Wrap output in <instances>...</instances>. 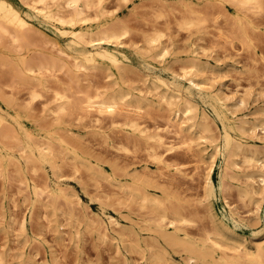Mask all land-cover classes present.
<instances>
[{"label":"bare ground","instance_id":"bare-ground-1","mask_svg":"<svg viewBox=\"0 0 264 264\" xmlns=\"http://www.w3.org/2000/svg\"><path fill=\"white\" fill-rule=\"evenodd\" d=\"M124 1H122V2H124ZM178 1H179V3H178L179 8H178V6H175V8H178V11H177V9H176V11L173 9H172L173 11H171V12H173V14H174V11H175V14H176V12H178V15L176 14L177 16L174 15L175 16L174 18L177 20V22H175V19H174V22L176 23V25L178 24L177 25V26H179L178 28H180V29H181V27L183 29L185 28V31H187L188 34H190L189 33L190 30L193 31L192 27H197L198 25L201 26L203 24H204V26L206 25L204 23L205 22L204 19L206 17L208 19V16L205 17L203 14V11H207L209 18L212 14H214V12H211V11L209 12L208 10H204V9L202 10L201 8H203L204 6L210 5V6H212V8L216 7L219 11H224V10H227L228 9L227 6H229L231 8L230 14H232V18H231L232 20L229 19V22L231 21L230 22L231 24L229 27H230V31L232 32L233 35L226 36L229 38L231 36L232 37L230 40L229 39L226 40V38H225V40L231 42L233 38L237 39L240 42V44L242 45L241 47H243V45H245V47H247L251 43V41L253 40L252 39V36H253L252 32L254 30L257 32V30H258V29L256 30L257 26L253 20V17L255 18V15H257V14L260 17V15L262 16V14L264 13V11H262L264 9V0H196V1H194V0H178ZM22 2H23L24 7H25L24 9H20L19 7L14 6L8 0H0V66L2 65L1 70H3V68H5L3 66H6L7 70H9V72L11 73V77H9V78H13V80L15 79L14 81L17 82L16 85L18 84V82H20L21 83L20 85H23L22 83H26V86H29V89L31 90V92L28 94H31L30 96H31V98H33V100L35 99L34 97L36 96V93H37L36 87L44 88V87L49 85L47 87V88H49L50 83L46 85V82L50 81V80L55 81L54 83H57V84L55 85L53 83L54 85L53 84L52 85L54 87L55 86L56 87L53 89L52 88L53 86L51 85L52 87L50 88L51 90L53 89V91L51 92L53 98L51 96L49 97L46 95L48 97V99L49 98L51 99V101L49 100L50 102H52V100L55 101V102H52V105L54 103L55 108L50 106L49 109L51 107L52 108H51V110L48 109L47 110L48 112L51 111L52 113L55 112L56 114L60 113L63 115V113L68 112V110L72 114L73 112L70 109H77L78 111H80L79 113H81L80 114L81 117H79L80 115L78 116L77 112L74 113V115L76 114L78 116V119L82 118L83 113H84V116L86 114H91L92 115L91 117H93V118L90 117L91 118L90 119L87 116L88 120L90 119V121L95 122V123L99 122L100 119H102V118H103L102 120H104L108 117L110 119V123L113 126H116L120 131L123 130L124 132H126V134H124V136H127V134H128V135H131V139H133L134 138L133 136H135V137H140L141 139H143L144 143L149 142L150 145L152 146L150 149L153 148L151 150L152 153H150V154L154 155V158H156L159 161V162L158 161L157 162L159 164L162 163L163 166L166 168V167H168V165H166L164 163L166 161H163V159L161 158V155H162L161 152L162 151H158L159 149L157 147L163 146L165 150L166 149L168 150V149L172 148L173 144L172 143H165L162 140V136H161L158 128L154 129V130L152 129V131H150V129L149 130L147 129L148 127H146L145 125H141L140 122L137 121L138 117H136L137 116L136 113H139L141 109L143 111V108H144L143 106L146 105V102L147 103L150 102V104L152 102V104H154V102L152 101L151 95H153V97H154L155 96L154 94H156L157 100L159 101L158 102L159 105L162 107L163 110H164V108H166L169 112V113H167L168 115L165 117L166 122L168 124H172L176 128V130H175L176 133H179V134L187 133L186 135L181 137V140L183 139V141H180V142H182V145H184L186 142V144L184 145V148H185V146H187L186 148H188V151H189V149L191 150L192 146L194 147L195 144H193V143H196V141H197V144L199 143V145H200V143L201 144L203 143L202 144L203 147H201L200 149L198 148V150H197V151H199L198 152V156H199L198 161L196 158L198 156L194 157V155H197V153L195 154L196 150H194L193 147H192L193 149L191 150V152L194 151V154H191V156H190V157H192V155H193L192 159L196 158L195 162H197V163L199 161H201V163L203 161L204 163H206V165L208 164L207 163L208 161L210 163V164H208V166L205 165L204 168L207 167V169L205 171H203V169H202L203 167H201V169H202L201 171L205 172V176L203 178L204 181L201 182L202 187H204L203 188V195L202 194H201L202 196L200 195L202 197V199L201 198L195 199V200H197L195 202H198V200L199 201L201 200V202H200L201 207H202L203 202H206L207 204L203 205V207L205 206L206 210L210 212L211 203L216 197L215 186H214V183H213L212 178H211L212 163L214 162L216 157H218L220 159L221 164H223V167H224V169H222L223 174L220 175L221 180H223L222 177H224L226 175V171H228V172L232 171V170L228 169V167L229 166L231 167V165H232V167L234 165L236 167L237 161L235 160V158H232V157L237 156L238 160L241 159L244 163L245 162L246 163H250V162L254 163L256 168L252 169V170H247L246 172L243 171V173L239 172V174L235 173L237 175H242L244 177V180L242 178H240L241 181H243V182H241L240 179H238L240 181V183H243V184H237V185L233 184L232 187L237 186L235 190L238 193H236V194H239L242 198L248 197L249 198V200L247 199L248 201L252 200V202L255 204L254 212L259 210L258 204L262 201V198L264 197V141L261 145H259L253 141L251 143H246V141H244V138L246 137L248 130H250L252 132L256 129V127H260V129L264 130V116H261L263 114H261L262 112H260L259 118L254 116L253 119L248 120L246 118L245 114H243V113L241 116L237 115L236 114L237 108L244 104L243 98H239L237 101H234L228 95H225L224 93H222L218 88L213 87L210 84H208V82H206L207 80L203 79L204 77H201L202 79L197 78L198 74L196 76V71H198L197 73H199L200 72L199 69L200 70L202 69V71H203V68L205 69V68H208L210 66L207 59L206 60L202 59L200 57L201 54L199 56V53L202 51H200L198 53L199 50L196 47L197 45L191 46V48H189L190 50L187 47V49L185 50V52H187V50H189V52L187 54V58H186L187 62L182 63V65L178 64L179 66H181V67H179V66L176 67L177 70H178V68H181V70L179 72H174L172 65L168 66L169 63H167V66L171 67L173 71H169V69H168V71H169L168 74L163 75L160 72V70H162L161 67L156 68V66L151 64L152 61L158 62V61L164 60L166 55L169 54L168 47L161 44V42L164 43L165 39H163V41H161V42L159 40L160 37L162 36V33H164L162 31V29H163L162 26H161V31H159L160 33L162 32L161 36H160V33L157 32L155 29H153V30H155L156 32H153L151 34L145 33L147 35H144V32H143L146 30H143V31L140 30V31H142V33L144 35V39H142L140 37H139V39L138 38L137 39L138 40L142 39L143 44L140 46H137L138 45L137 44L136 47L133 48L134 49L133 51H134L136 57L144 64L145 68H147L148 70L151 71V74H149V76L147 74V76H148L147 81L152 86V89L155 91V93L154 94L151 93V95H150V91H148L145 88H142V90H143V92H145V90H147L146 91L147 93H142L141 90L138 92H135V91H137V88L139 86L138 87L135 86L136 89L133 88L134 85L131 86L132 88L127 87L128 85L131 84L130 83L132 80L131 74H133V73H131V74L129 73L131 75L130 76L131 80L129 79L130 80L129 83L126 81L128 83V85L126 84V86H123L124 77H122L123 73L128 70V62H127L128 56L124 53L125 52V48L123 47L124 40L122 38H124V37L126 38V36H127L128 39H126V40L128 41L131 37L130 36L131 33L128 34L131 31L130 29L132 28V27L130 28L131 24L130 25L128 24L129 25V31H128V27L126 26L127 21L129 19H127L126 17L125 18L122 17V18H120L121 20H119L116 17V14L114 13L112 7H109V8H111V10L109 8H107L105 0H22ZM152 2L150 1L148 4H150ZM163 2H161L162 4L160 5V1H158L159 5L162 8L166 7L165 3H163ZM193 4H202L203 7L200 5L201 8H196L195 5H193ZM93 5L95 6V8L93 7L94 9H90V7ZM141 5L142 4H140V6ZM151 5H153V4H151ZM151 5H150V8H151ZM157 5L155 4L154 10H156L157 9L156 7H158L157 10H159L158 13H160L161 11L159 8H161V7L157 6ZM210 6L207 8H210ZM114 9L116 10V8H114ZM165 10H163L162 12L165 14L168 13L169 10L167 9V12H165ZM261 11H262V14H260ZM154 13H157V12H153L152 16ZM161 13L159 15H161ZM163 13H162V15H164ZM136 14H137V12H136ZM91 15H93V16H91ZM216 15H217V13H216ZM226 15H227V13H226ZM154 17L156 18V20L159 18V17L157 18L155 16V14H154ZM154 17H153L154 21L152 23L157 22V21H155ZM163 17L165 19V17L167 18L168 15L166 14V16H163ZM160 18H162V17H160ZM124 19H127V21L123 23L122 20H124ZM210 19H213V17ZM210 19H209V21H212ZM213 20L215 22L218 21L216 19H213ZM33 21H38L39 23L44 24L45 26L49 27V29L52 31L54 36L63 41V43H60L59 40H57V39L56 40L51 39L50 41L48 40V42H47V39L43 38L47 42L46 44L44 43L46 46H49L48 43L50 42V45H52L54 47L53 48V47L49 46L48 50H50L51 48H52V50L56 49V53H58L57 55L45 53L43 51H39L36 49L37 47H39V45H40V47L44 48V44L43 45L41 44V42H44V41H41L42 35H44V34H41V32L38 34L37 33L33 34L32 32H30V30L32 29ZM214 21H212V22H214ZM163 22H164V20H163ZM165 22H167L166 19H165ZM172 22H173V20H172ZM212 22H211V24H212ZM168 23H169V21H168ZM168 23H166L167 26H168ZM206 23H207V21H206ZM217 23L218 24L213 23V25L218 26L220 22H217ZM223 23H225V21H223ZM166 24L164 23V26ZM220 24L222 25V20H221ZM225 24H226V26L228 25L227 23H225ZM209 25L210 24L206 25V27ZM221 25H219V26H221ZM204 26L202 28H204ZM215 26H214V28H217ZM229 27L227 26L228 29H229ZM158 28H160V27H158ZM218 29H217V31H218ZM194 30H195V28H194ZM165 31L167 33V34L165 33L167 36L165 34L164 35L167 38L168 37V32H167L168 29L166 28ZM220 31L223 33V27L220 29ZM193 32H191V33H193ZM227 32H229V30H227ZM231 32L229 34H231ZM142 33H140V34H142ZM200 33H202V32H200ZM29 34L36 35V39L40 40L39 45L37 44L38 43L37 41H39V40L36 41V44L38 46L34 49H32L31 45L36 46L35 41H34L35 37H34V39H32L31 37H33V35L31 36ZM125 34H126V36H125ZM127 34L130 37H128ZM39 35L41 37H38ZM221 37H222V35H221ZM257 38H259V37L257 36ZM6 39H7V42L9 44L6 42ZM132 39H134V37ZM132 39L130 41H132ZM221 39H223V38H221ZM161 40H162V37H161ZM127 41H125V43ZM4 42L7 43L6 44L7 46L4 45L5 44ZM135 43L136 42H133V44L131 46H135ZM192 43L193 42H191V45H192ZM194 43H195V41H194ZM196 44H197V42H196ZM246 44H247V46H246ZM254 44H255V42H254ZM254 44H253V46L255 48ZM199 46L201 47V50H202L203 45L202 46L199 45ZM47 48L48 47H45V49H47ZM204 49L205 48H203V51L205 52ZM174 50H175V48H173V51ZM262 51H263V49H262ZM204 52H202V53H204ZM259 53H260V51H259ZM261 53H263V52H261ZM204 54H202V56ZM184 60H185V57L183 58V61ZM174 63H177V62H174ZM131 66H132V64H131ZM86 69H89V70L90 69H96V70L98 69L100 71V73L101 72L105 73L106 76L111 77V80H110L111 82H106L104 80L107 83L106 85L109 86L108 88H112L109 83H114L115 87L110 91L100 90V88L105 89V86H104L105 83H104V85L102 84L103 86L100 85L99 83H97L98 85L102 86L103 88L99 86V89H98L97 88L98 86L95 84L96 89H92V91L91 90L88 91V89H90V86L87 85V86H89V88H87L86 87V81H85V84L81 83V84H84V88L83 87L81 89L78 88V87L83 86L80 83H78V79H79L78 77H79L80 73H82L84 70L86 71ZM7 70H5L6 71L5 75H7L9 73V72L7 73ZM0 72H1L0 74H2L3 71H0ZM57 72L64 74V75H61V77L65 78V76H67V78H65L67 80L66 81L64 80L65 82H63L65 86H63V84H61L62 83L61 81L64 78H60L61 81H59L60 79L56 77ZM136 72H138V71L136 70ZM125 73H127V72H125ZM143 73H145V72H143ZM147 73H149V72H147ZM9 74L7 76H9ZM129 74H128V77L126 76L127 78H130ZM140 74H141V72H140ZM83 75H84V73H83ZM103 75H101V77H103ZM144 75L141 77L145 78L146 75L145 76ZM81 76L79 79L80 81L82 78L83 79L86 78V76H84L82 78H81ZM2 77H5V76H2ZM89 77L92 78L91 74ZM141 77H140V80H142L141 83H143L144 80ZM9 78H7V79L5 78L7 82H9V80H8ZM50 78H52L53 80ZM103 78L105 79V76ZM127 78L125 80H127ZM13 80H11V81H13ZM6 81H2L3 86L5 84L4 82H6ZM92 82H93V80H92ZM0 83H1V81H0ZM94 83H96V81L93 82V84ZM75 84L76 85L79 84L81 86L76 87V86H74ZM111 85L113 86V84H111ZM95 86H94V88H95ZM6 87L5 88L3 87V88L6 90ZM9 87H11V86H9ZM19 87L20 86L18 85L14 89L10 88V90L11 89L12 90H15V89L19 90L18 89ZM1 88H2V85H1L0 89ZM3 88L1 89L2 91L4 90ZM22 88H24V86ZM26 89H28V88H26ZM83 89H86V90H83ZM149 89H150V87H149ZM7 90L9 91V88H7ZM48 90L47 89H46V91L43 90L42 94H44ZM2 91H0V99H2V101L4 103V107H2L0 105V163L2 161L4 162L7 160L8 161L7 164H8L10 161L14 165L13 169H14V167H15V169H17V170L14 169V171L18 172V173H20V171H18V170L24 169V167H26V165L29 169V166L31 164L33 165L34 162H36V164L34 165L35 167L32 165L31 166H32V168L33 167L35 168V170H36L35 172H37V169H38V168L36 169V166L38 165L37 162H39L42 165L48 164L49 168L51 169V171L55 175V177H54V179H50L49 181H46V179H48V178H46L44 180V184H40V186L42 185L45 189L39 186L40 182H38L37 180L36 181L38 182V184L35 180H34L35 182L32 180L31 184L29 183L31 185L32 193H33L34 197L36 198L38 196V201H39V199L41 201V198L39 197V195H41V193H43V191H45V190H47V193H46V194H48L47 197L50 196L52 198V200H55L59 197H62L65 200V202L67 201L66 205L68 204V202L71 201L69 199L72 198V196L74 197V194L70 195V193L72 192L71 190H70L71 192L68 193L70 196L67 194L66 191H67V189H69V187L65 188L62 185V183L60 182L61 181L60 177L64 176V174L62 173V171H60V172L63 175H61V174L59 175L57 173L59 170V167H61L60 165L64 166L65 162L70 161L71 159L74 160V162L71 160L73 162V163L71 162L72 163L71 167H73V168H71L70 166H68V167L70 169L74 170V172H75V170L77 172L78 171L77 167L78 166L80 167V165L84 163L87 166L86 170L88 168L93 167L94 169L93 168L92 169L94 170V173H96V175L100 176L101 178L103 177L104 181L106 182V180L104 178V177H107L106 175H108V174L104 173L106 171L101 169V167L96 168V166L93 163L91 164V162L87 158L82 157V155L77 150L80 147L79 146L75 147L76 142H74V141L76 139L74 141L71 140V142H70L69 138L66 139V136H65L66 131H65V133H64V130H62L63 132L59 131V129L61 128L60 124H62V122H60V117L58 118V115L55 117V119L57 118V122H55V125H52V126H49L50 124L48 125L49 122L47 121L51 117H52L51 119H53V116H51L52 115L51 113H47L48 116H49V114H51L50 115L51 117L50 116H49V118L47 117L48 118L47 120L45 119L46 117H44L47 115H43L44 118L41 117V119L39 121H33V124L31 127L33 129H34V127L37 128V129H35V131H33L32 129H30L28 126H26L22 122V118H32V114H31L30 108H29L31 101H28L30 99L27 98L28 102H25V100L23 101V99L20 100L21 102L18 101L20 103H22V101L24 102L23 105L20 106L19 103L14 101V99H13L14 97H12L14 95H12L10 92L9 93H10V95H12L11 96L12 98L11 97L10 98H2V94H1ZM3 93L7 94V92H4V91H3ZM9 93L7 94V96L9 95ZM48 93H50V91H48ZM40 94H41V92H40ZM37 95H38V93H37ZM17 97L18 98H16V100L19 99V96H17ZM40 97H42V95H40ZM43 97L46 98L45 94L43 95ZM154 98H156V96ZM144 103H145V105H144ZM150 104H147V106L148 107L151 106V108H154L155 105L152 106V104L151 105ZM50 105H51V103H50ZM202 105L210 107L214 118L220 122L221 131H220V133H217V131L215 132L218 135H216L213 132V130H214L213 128L215 127V125H214V127H212L214 123L210 122L211 119H210L209 115L205 112L204 108H202ZM147 106H146V110L148 108ZM163 106H164V108H163ZM44 107H46V106H44ZM44 107L42 109H44ZM157 107H158V105L155 106V108H157ZM31 109H32L31 111L36 113V111H34L33 107ZM166 109L164 111H166ZM146 110L144 109V111H146ZM262 111L264 113V109ZM70 112H68L69 115H70ZM130 113L131 114L135 113L136 119L134 118L135 114L134 115L132 114V116H129L128 114H130ZM7 114H9V117H7ZM60 114H59V116H60ZM140 114H142V113H140ZM72 115H71V117H72ZM64 117H68V118L65 119V121H63V122L68 123L70 120L69 116H64ZM33 118H35V117H33ZM62 118H63V116H62ZM74 119H75V117H74ZM44 120H46V124L48 126L47 125L44 126L45 123H44V125H41L43 122H45ZM63 120H64V118H63ZM100 122L98 124H100ZM101 124H103V122ZM211 124H212V126H211ZM69 126H71V125H69ZM113 126H112V128L114 129L115 127H113ZM100 127L101 126L99 125V128ZM101 129H103V127ZM92 130H90V132L96 134ZM68 131H67V133H70V137H71V134L73 137V133L70 132V130H68ZM109 132L107 134H109ZM67 133H66V135H67ZM97 133H99V131ZM119 133H121V132H119ZM102 134L103 133L101 132V134H99V135L102 136ZM74 138H76V137H74ZM101 138H103V136ZM105 138L106 137H104V139ZM125 138H127L126 143L128 145V143H129L128 138L129 137H125ZM140 138H139V140H140ZM137 139L138 138H136V140L134 139L135 142L137 141ZM129 140H130V138H129ZM145 141H147V142H145ZM133 142L131 140L130 143L132 144ZM137 143L138 142H136V144ZM56 144L59 145L58 146L59 149H58V147L55 148ZM134 144L135 143H133L132 145H134ZM123 145L125 146L126 144L124 143ZM13 147H15V149H13ZM148 147H150V146H148ZM207 147H209V150L206 151ZM16 148H17V150H19L18 153H14ZM58 150H61L64 153L59 151V153H61V154H59V153H57ZM186 151H187V149H186ZM80 152H81V150H80ZM62 153H63V155L64 154L68 155V156H64L65 158L71 157L70 160L66 159L67 160L66 161L65 158H63ZM55 154H59L58 156L56 155L57 158L62 155L61 159L65 160V162L60 159L64 163L59 162V163H61V164H59L57 162L58 159L56 160V158H55L56 157ZM86 154H88V152H86ZM89 156H91V155H89ZM205 157L208 158V161L205 159ZM91 158H93V157H91ZM204 159L207 162H205ZM95 160H97V159L95 158ZM240 161H238V162H240ZM192 162H194V161H192ZM11 163H9V164L12 165ZM22 163H24V164H22ZM77 163H80V164H77ZM166 163H168V161ZM170 163H171V161H169L168 164H170ZM176 163H178V161ZM176 163H174V164H176ZM9 164L7 165V168L9 166ZM28 164H29V166H28ZM198 165H199V163L196 164V166H198ZM38 166L41 167L40 165H38ZM86 166H83V168H85ZM161 166L162 165H160L159 167H161ZM196 166L193 164V167L196 168ZM112 167H113V172L114 171L117 172L116 171L117 168H116V170L114 169L116 166L111 165V168ZM81 168H82V166H81ZM225 168H227V169H225ZM236 168H238V167H236ZM30 169H31V167H30ZM143 169L141 171L143 173H146L145 175L148 178L143 176V178H141V179L149 181V179H151L154 174L151 175L152 173H150V175H151V177H150V176H148V172L143 170ZM180 169L181 168H178L175 165V171L181 172L183 170V168L181 171H180ZM0 170H1V168H0ZM72 170H67V171H70V173H71ZM165 170H164L165 173L163 172V174L167 175L166 172H168V171H165ZM88 171H91V169H88ZM133 171L135 172L136 170H133ZM173 171L174 170H172V172ZM32 172H33V170H31V174H34ZM138 172L139 171L135 172L138 174V175L136 174L137 176L136 175L134 176V174L129 173V175H133V176H132L130 182L127 181L128 183L126 184V187L123 185L125 187V189L128 190L129 194L132 195L130 197V195L126 191V194H128L130 197L129 198L127 195L128 199L130 201H131L132 197H133L132 201H137L138 199H140L142 202H144V203L141 202L142 205H144L147 202L144 205V207L145 208L147 207L149 210H151L152 208L155 209L154 206H156V207L161 206V208H160L161 210L155 209V211L153 212V216L157 215V217L154 220H153V218L155 216L151 217L153 222L151 219H149V220L146 219V220H148V222L151 220L150 221L151 224L154 223L153 224L154 228L153 227L150 228L149 224H148V227L146 226V224H144L145 225L144 227H147L146 228L147 231L149 229H154L155 235L159 236V238L161 237L164 244L166 243V245H168L169 247H171V246L181 247L186 253V261L188 264H264V249H263V246L260 244V242H261L260 240H259V243H256L258 241H254L255 242L254 245H256V244L257 245L255 247V250H253V251H250V249L249 250L246 249L245 246H243V247L241 246V242L237 238L238 235H236L234 233L235 232L234 228H236L238 226L249 227V226H251V224L249 225L248 221L242 220L241 217L238 218V216H240V215H238L237 213H234L235 210H231L232 207H230V204H228V202L226 201L227 200L226 198H225L226 200H224V203L229 208V210H228L229 212H227L228 214L221 213V216H217V217H216V215H212V218L214 221H217V223L219 224V226H218L219 228L221 227V229L223 231L229 232L232 235L231 237L236 241V242H233V244L236 243L235 245H231V244L228 245V248L232 247L230 250H225L227 247L226 248L222 247V244L220 242L221 240H223L222 237L220 238L221 239L220 240L218 237L210 235L213 233V232H211L212 229H210V232L204 231L206 233L209 232L210 234L209 233L208 234L202 233V231L206 228V225H208L207 221H209V220H207L206 221L207 223L203 225L205 227H203L204 228L203 230L201 229L202 231L198 230L199 232L201 231V233L203 235L206 234L205 236L202 235L203 238L201 237V239H198V240L191 239L190 237L187 236V231L181 233L184 230L183 229L180 232V229H182L181 226H183V223L186 220L193 219L191 216V211L194 212V214L192 212L193 216L199 212L198 211L197 213H195V211H196L195 207H197L198 205L196 204L197 205L196 206L194 204L195 207L193 210L192 209L193 206H190V205H191V203L193 204L195 202H191V203L188 202L186 204V205L189 204L190 207H188V208L192 209V210L189 209L190 212H188L189 214H187V216L190 215L191 219H189L190 218L189 216H188L189 218L187 219L186 215L183 214L185 211L187 212V207L185 204L181 203L183 205V207H181L182 205L181 206L179 205L180 202L179 203L175 202L176 204L178 203L179 206L178 207L173 206L176 204H173L174 201H172V200H174V199L177 200V198H178V196L176 198L174 196L175 194L174 195L172 194L173 193L172 191L169 192V190H171L169 188L170 187L169 184L171 182H173V180H171L170 183H168V185H167L169 189L166 188L169 193L163 192V191H166L165 189L161 191L160 188L163 186L160 187V185H158V182L156 183V186H154V188H156L158 185L157 188L160 190L161 193L162 192H163V194L165 193V195L166 194L170 195V193H171L172 196H174V199L170 198V200H169L167 195L165 197L163 196V198H162V197H157V196L153 195L152 193H150L145 188V186H147V185L143 184L144 180L142 181L141 179H139V180H141L142 183H140L139 180H137V177L140 176V174L142 176V172L141 173L139 172L140 174ZM233 172H231V173H233ZM72 173H73V171H72ZM182 173H184V171H182ZM231 173H229L228 176L226 175L227 178L229 177L228 178L229 180L231 179V177L233 178V175H234V174L232 175ZM115 174H117V173H115ZM118 174L121 175L122 172L121 173L118 172ZM124 174H125V176H127L126 171ZM185 174H187V173L185 172ZM21 175H19V176H21ZM34 175H36V173ZM159 175H155V176H159ZM180 175H181V173H180ZM230 175H232V176L230 177ZM46 176H44V178ZM159 177H161V180H163V181L165 180L162 178V176H159ZM167 177H169V176H167ZM174 177H173V175L171 176V178H174ZM201 177H203V176H201ZM235 177H234V180H236V182H237V177H236V179H235ZM20 178H24V177L21 176ZM107 178H111V177L109 176ZM164 178H165V176H164ZM31 179H33V178H31ZM91 179H93V178H91ZM96 179L97 178L95 177L94 181ZM112 179H113V181H115L117 183V181L114 180V179H116L114 176L112 177ZM109 180L107 181V183L110 182ZM27 181H28V179H27ZM97 181H98V179L96 180V182H93V183H96V186L98 187L101 184L97 185V183H98ZM101 181L99 179V182H101ZM146 181L144 183H147ZM124 182L126 183V181H124ZM124 182H123V184H124ZM224 182H219L218 188H219V191L221 190V192H223L222 189H224V191H225V189L228 186V185L227 186L225 185V184H228V182L226 181L225 184H224ZM254 182H256L257 184L255 185ZM41 183H43V182H41ZM111 183H112V180H111ZM152 183L153 182H150V183H148V185L152 184ZM154 183H155V181H154ZM154 183H153V185H155ZM118 184H119L118 186L122 185L120 182ZM165 184H167V183H165ZM165 184H163L164 188H165ZM229 184H230V181H229ZM109 185H111V184L109 183ZM112 185H113V183H112ZM222 185H225V186H222ZM150 186L153 187L152 185H150ZM173 187H176V185L174 184ZM229 187H231V184H230V186H228V188ZM121 188H122V186H120V189ZM118 189H119V187H118ZM125 189H123V190H125ZM121 192H122V194L125 193L123 191H121ZM228 192H229V190H228ZM43 194H45V193H43ZM177 194L178 193L176 192V195ZM224 194H225V192H224ZM224 194L222 193V195H221L223 198L225 197V196H223ZM239 195H237V196L240 197ZM30 196H31V194H30ZM134 196L138 197V199H136ZM256 196L258 198H256ZM30 198L31 197H29V199ZM76 198H78L77 195H76ZM50 199H49V201H45V202H48V203L51 202L52 200H50ZM73 199H72V201H73ZM134 199H136V200H134ZM184 199H186V198H184ZM258 199L259 200L261 199L259 203H258V201H259ZM74 200H76V199H74ZM181 200H179V201H181ZM56 201H58V200H55L53 203H55ZM72 201L69 203L68 206L73 205V204H75V206H76V204H77V206H80V203L79 204L76 203L79 200L73 201L74 203ZM166 201H167V203L170 201V203L173 204L172 207H169V209L171 208V210H169V211H166L167 210L166 207H167V205L169 206L170 203L167 204L166 207H163V205H165L164 202H166ZM186 201H190V199L186 200ZM183 202L185 203V200H183ZM148 203L152 204L151 205L152 208L150 207L151 209L148 207V206H150V205H148ZM45 204H47V203H45ZM198 204H199V202H198ZM43 205H44V202H43ZM54 205L55 204H53L52 206L50 205V206L53 208ZM73 206H72V208H73ZM55 207H56V205H55ZM179 207H181L183 209L186 208V209L184 212H182L183 210L180 211L181 208L178 209ZM198 207L200 208V206H198ZM142 208H143V206L141 207V209ZM204 208H202V209H204ZM148 209H147V211H149ZM202 209H200L199 213H202L201 212ZM70 210H72V209H70ZM102 210H103V208H102ZM159 210L161 212H159L158 214H155ZM204 210H203V212L205 213L206 210L205 211ZM152 211H149V214H151L150 212H152ZM170 211L172 214H171V217H168L167 212H169V215H170ZM186 212H185V214H186ZM146 213H147V215H149L148 212H146ZM199 213H198V215H199ZM204 213L200 218L203 219L205 217H208L207 215H209V214H207V212H206L205 214H207V215H205ZM254 214H256V213H254ZM96 215H94V217L92 215L91 220L87 219L88 220L87 223L89 221L91 222L89 224L94 223L92 225L93 230H94V226L97 227V230L100 229V231L98 230V233L100 234L99 235L100 239H103V238L105 239V238H107L106 236L109 234V231L107 233V231H106L107 228H104L106 224L104 226L102 225V227L100 226V224H102V222L99 223L101 220L98 221V217H96ZM204 215H205V217H204ZM255 216L257 217L258 215H255ZM143 217H142V219H143ZM23 218H25V217L23 216ZM195 218H196L195 222H197V220H200V218L199 219H197V217H195ZM195 218H194V220H195ZM208 218L210 219V217H208ZM107 219H108V222L111 224L110 227H112L110 229H113L114 225L118 226L119 222L116 221L114 217L112 218L110 215H108ZM257 219L258 218H256V221L258 222L259 220H257ZM143 220H145V219H143ZM194 220H192V221L194 222ZM245 220H246V218H245ZM249 221H251V220H249ZM255 222L254 223L251 222V223H253L255 225ZM18 223H20L18 226L21 225L23 227V230H24L25 228L23 226L24 225L23 220L21 222H18ZM185 223L187 226L188 222H185ZM194 223L191 222V224L195 225ZM112 224H114V225H112ZM209 224H211L210 221H209ZM122 225H124V224H122ZM188 225H190V223ZM209 226H211V225H209ZM130 227L132 228V226H129V228ZM144 227L142 226L141 228H144ZM199 227L202 228V225ZM199 227H197V229ZM208 227L206 228L207 230L210 228V227L209 228ZM213 227H211V228H213ZM118 229H120L119 232H118ZM118 229H116L117 230L116 232L123 233V235H124L125 229L123 230V232H120L122 229L121 226H118ZM190 229H189V231H190ZM97 230L95 232L96 234H97ZM129 230L131 231V229H129ZM191 230H193V229H191ZM249 231H250L249 235L251 236L250 238L256 239L258 236L263 235L262 233L264 231V225L260 228L249 227ZM192 232H194V230L191 231V233ZM215 232L218 233L216 229H215ZM128 233H130V232H128ZM131 233H132V231H131ZM135 233H134V235L131 234L132 237L134 236V240L136 238ZM216 233H215V235H216ZM139 234H141V232H139ZM116 235H117V233H116ZM123 235L121 234L122 240H124ZM213 235H214V233H213ZM96 236H98V234ZM128 236L130 237V235H128ZM147 236H151V235H147ZM200 236H201V234H200ZM200 236L199 237L196 236V237L200 238ZM140 237H141L142 243L144 244L143 240H145V237H143L142 235ZM193 238H194V236H193ZM137 239H138V237H137ZM148 239L149 238H146V240H148ZM154 239L156 240V238H154ZM154 239H152L153 243L156 242ZM129 240H127V241H129ZM147 242H149V241H147ZM252 242L253 241H251V243ZM128 243H130V242H128ZM134 243L136 244L137 241ZM227 244H228V242H227ZM146 245L149 246L147 243H146ZM158 245L156 246V249H158L160 247L162 248V246L158 247ZM230 245H231V247H229ZM122 246H124V244ZM126 246H127V248L129 247L128 245H126ZM135 246H137V245H135ZM135 246L133 248H135ZM138 246H140V245H138ZM153 248H155V247H153ZM181 248L179 249L180 252H181ZM150 249H151V247H150ZM162 249L164 250V248H162ZM162 249H161V252H162ZM136 250H139L138 251L139 253L144 251L143 249H142V251L140 249H135L134 251H136ZM231 250H233V252ZM227 251L228 252L230 251V253H228ZM159 252H160V249L157 251V253L159 254ZM164 252H165V250H164ZM173 252H175V250H173ZM177 252H178V250H177ZM154 253H156V252L154 251ZM141 254H143V253H141ZM149 254H148L149 257L153 256V254L151 256ZM163 254H166V253H163ZM155 256H156V254H155ZM161 256H163V255L161 254L160 257ZM163 258H164V256H163ZM163 258L160 261L165 259V258L164 259ZM0 259L2 260V258H0ZM145 259H146V257H145ZM158 259H154V260L159 261ZM152 261H153V259H152ZM19 262H21V261H19ZM25 262H27V261L25 260ZM164 262H166V261H164ZM25 264H27V263H25Z\"/></svg>","mask_w":264,"mask_h":264},{"label":"rangeland","instance_id":"rangeland-1","mask_svg":"<svg viewBox=\"0 0 264 264\" xmlns=\"http://www.w3.org/2000/svg\"><path fill=\"white\" fill-rule=\"evenodd\" d=\"M8 1H10L14 6L19 7L20 9L25 8L22 0H8ZM122 1H124V0H122ZM122 1L121 0H105L107 8L112 7L114 13L116 14V17L119 20H121L120 18H122V17L123 18L126 17L127 19H129L128 21H127V19L122 20L123 23L127 21V25L126 24L125 25L128 27V31H129V25L130 24H131L130 28L132 27L130 29L132 32L130 31L129 33L128 32L127 33L128 34L131 33L133 36L130 34V36H131L130 37L127 34L128 37H130V39L128 41L126 40V39H128L126 34H125L126 38L125 37L122 38L124 40V42H123V47L125 48L124 53L128 56V59H127L128 70L125 71L127 73L124 72L125 74L123 73V76H122V77H124L123 86H126V84L128 85V83L130 82L131 77H132L133 81L131 80V82H130L131 84L128 85L127 87H131L132 85H134L133 88L136 89V87L139 86L138 87L139 89L137 88V91L134 90L135 92H138L141 90L142 93H147L146 91L148 90V91H150V95H151V93L152 94L155 93V91L152 89V86L147 81V77L149 76V74H151V71L148 70L147 68H145L144 64L136 57V55L133 51L134 50L133 48L136 47L137 44H138L137 46H140L143 44L142 39H144V35H147L145 33L151 34V33L156 32V31L159 32V31H161V26H162V28H163L162 31L164 33L161 32L162 33V36H161V33L159 32L160 36L162 37V40H161V37L159 40L161 42V41H163V39H165L164 43L161 42V44L168 47L170 55L169 54L166 55V57L164 58V60L166 59L165 61L164 60H161L158 62L152 61L151 64L156 66V68L161 67L162 70H160V72L163 75H167L169 71L174 70V72H179L181 70V68H178V70H177L176 67L179 66L178 64L182 65V63L187 62L186 58H187V54L190 50L189 48H191V46L197 45L196 47L199 50L198 53L200 51L204 52L203 48H205L204 49L205 54L200 52L199 56L201 54L200 57L202 59H204V60L207 59L208 63L210 64L209 67L211 69L209 67H208L209 69L203 68V71H202V69L201 70L199 69V71H200L199 73H197L198 71H196V76L198 74L197 78L202 79L201 77H204L203 79L204 80L206 79L207 80L206 82H208V84H210L213 87L218 88L222 93H224L225 95H228L234 101H237L239 98H243L244 104L237 108V110H236L237 115L241 116L243 113V114H245V116L248 120L253 119L254 116L259 118L260 112H262L261 114H263L261 116H264V113L262 111L264 109V15H263L264 13L262 14V11H264V9L260 12V14H262V16L260 15V17H259L257 14V15H255V18L253 17V20L257 26L256 30L258 29L257 32L255 30L252 32V35H253L252 41L253 42L251 41V43L248 46L246 44L247 47H245V45H243V47H241L242 45L240 44V42L237 39L233 38L231 42L226 41L227 39L230 40L232 37L231 36L229 38L226 36L233 35L232 32L230 31V27H229L231 24L230 23L231 21L229 22V19L232 20L231 19L232 14H230L231 8L229 6H227V8H228L227 10L219 11L216 7L212 8V6H210V5H209L210 8H207V7H209L208 5L203 7L202 4H193V5H195L196 8H201V6H202L203 7V8H201L202 10L204 9V10H208L209 12L210 11L214 12V14H212V15L210 14L211 15L210 18L213 17V19H216L218 21L215 22L213 19H210L207 11H203L204 16L205 17L208 16V19H207V17L204 19V21H205L204 23L206 25H208V24H210V25L206 27V25L205 26H204V24L201 25L202 24L201 23L200 24L201 26L198 25L197 27H192L193 28L192 30L194 32L191 31L190 30L191 28H190L189 29L190 34H188V32L185 31V28L183 29L181 27V29H180V28H178L179 26H177L178 24L176 25V23H175V22H177V20L174 17L178 15V12H176V14H177L176 15L175 11H176V9L178 11V8H179V4H178L179 1L178 0H156V1L155 0H127V1L125 0L124 2H122ZM150 1L151 2L153 1V2L148 4ZM158 1H160V5L162 4L161 2L164 1L163 3H165L166 7L162 8L159 5ZM194 1H196V0H194ZM140 4H142V5L140 6ZM151 4H153V5H151ZM155 4L156 5L158 4L157 6L161 7V8H159L161 12L165 9H166L165 12H167V9L170 11V12L168 11V13H166L168 15L167 18L165 17L167 22H165V19L163 17V16H166L165 13L162 12L164 14V15H162V13L160 12L161 15H159L160 14V13H158L159 10H157L158 7H156L157 11L154 10ZM150 5H151V8H150ZM175 6H178V8H175ZM93 7L95 8V6L93 5L90 7V9H94ZM114 8H116V10ZM109 9L111 10V8H109ZM172 9L175 10L174 14H173V12H171V11H173ZM152 11L158 13V14L154 13L157 18L158 17L159 18L162 17V18H160V19L158 18L156 20V18L154 17V14L152 16V13H153ZM136 12H137V14H136ZM216 13H217V15H216ZM226 13H227V15H226ZM91 16H93V15H91ZM153 17L155 18V21H157V22L152 23L154 21ZM174 19H175V22H174ZM209 19L214 21V22L209 21ZM163 20H164V22H163ZM172 20L174 23L172 22ZM221 20H222V25L220 24ZM168 21H169V23H168ZM206 21H207V23H206ZM223 21H225V23L228 24L227 26L229 27V29L227 28L226 24L223 23ZM211 22H212V24H211ZM217 22H220L219 25H221V26L213 25V23L218 24ZM164 23L165 24L168 23V26H167V24L164 26ZM203 26H204V28H202ZM214 26L217 28H214ZM158 27H160V28H158ZM165 27L168 29V31H167L168 37L167 38H166L167 33L165 31V29H166ZM222 27H223V33L221 32L222 30L220 31V29ZM194 28L196 31L194 30ZM153 29H155L156 31ZM217 29H218V31H217ZM140 30H142V31L146 30V31H143L144 35H143L142 31H140ZM227 30H229V32H227ZM30 32H32L33 34H36V33L38 34L40 32H41V34H44V35H42V38H41L42 39L41 41H44V42H41L42 45L44 43L46 44L48 42V40L50 41L51 39H55V40L57 39V40H59L60 43H63L62 40H60L59 38H56L54 36L52 31L49 29V27L45 26L44 24L39 23L38 21H33L32 29L30 30ZM191 32H193V33H191ZM200 32H202V33H200ZM230 32H231V34H229ZM140 33H142V34H140ZM33 34H29V35L32 36ZM40 35L38 37H41ZM221 35H222V37H221ZM219 36L221 38H223L224 40L226 38V40L224 41ZM257 36L259 38H257ZM34 37L36 39V35H33V37H31V38L34 39ZM133 37H134V39H132ZM139 37L142 39L138 40ZM43 38L47 39V42ZM35 39H34V41L36 44V41L39 39H36V40ZM131 39L133 42H136L135 46H131L133 44V42L130 41ZM193 40L195 41V43ZM125 41H127L126 43L128 45L125 43ZM6 42H7V39H6ZM37 42H38L37 44L39 45L40 40ZM191 42H193L192 45H191ZM196 42H197V44H196ZM254 42H255V44H254ZM7 43H5L4 45H6ZM252 43L255 45V48H254ZM37 44H36V46L34 44H33L34 46L31 45L32 49L36 48L38 46ZM45 44H44V48L40 47V45H39V47H37L36 49L39 51H43L45 53H49V54H55V55L58 54V53H56V49L52 50V48H51L50 50H48L49 46L53 47L52 45H50V42L48 43L49 46H46ZM199 45H201V46L203 45L202 50H201V47ZM45 47H48V48L45 49ZM187 47L189 50H187V52H185ZM173 48H175L174 51H173ZM262 49H263V51H262ZM259 51H260V53H259ZM261 52H263V53H261ZM202 54H204V55L202 56ZM184 57H185V60L183 61ZM173 61L177 62V63H174ZM167 63H169L168 66L172 65L173 70L171 67L167 66ZM131 64L133 67L131 66ZM1 66H0V71H3V72H2V74H0V81L2 83V81H6L7 78L11 77V73L9 72V70H7L6 66H3L5 68H3V70H1ZM179 67H181V66H179ZM134 68L138 72H136V70ZM168 69H169V71H168ZM5 70H7V73L8 72L10 73V74L8 73L9 76H7L8 74L5 75L6 74ZM146 71L149 73H147ZM140 72H141V74H140ZM143 72H145V73H143ZM83 73H84V75H83ZM129 73L130 74L133 73V74H131L132 76ZM90 74H91L92 78L89 77ZM128 74H129V77L131 76L130 78H127ZM147 74H148V76H147ZM61 75H64V74L57 72L56 77L59 79L64 78V77H61ZM101 75H103V77L105 76V79L103 77H101ZM143 75L145 76V78L141 77ZM2 76H5V77H2ZM80 76H81V78L86 76V78H84V79L82 78L80 81L79 80ZM140 77L144 80L143 83H141L142 80H140ZM65 78H67V76H65ZM65 78L62 79V81H61V79L59 80L62 82L61 84H63V86H65L63 82H65L67 80ZM78 78H79L78 83H80V84L84 83L85 84V81H86V87L89 88V86H90V89H88V91L89 90L92 91V89H96L95 84L98 86L97 88L99 89V86L102 84L104 85V83H105V85H104L105 89L102 87L103 86L102 85L100 87H102L103 89L100 88V90L110 91L115 87L114 83H109L112 88H108L109 86L106 85L107 84L106 82H111L110 81L111 77L106 76L105 73H103V72L100 73V71L98 69L97 70L96 69H90V70L86 69V71L84 70L82 73H80ZM126 78H127V80H125ZM10 79L13 80V78H9L8 79L9 82H7V81L4 82L5 83L4 86H3V83L2 84L0 83V87H1V85H2V88L3 87L5 88L7 86L6 90L3 88L4 89L3 91L7 92V94L10 92L14 96L10 95V93H9L10 96L9 95L7 96V94L3 93V91L1 90L2 88H1L0 91H2L1 92L2 98H10L12 96V97H14L13 98L14 101L19 103L20 106L23 105L24 100H25V102L31 101L29 108H30V112L32 114V118L33 117H35V118H33V119L32 118H22V122L26 126H28L30 129L35 131V129H37V128L34 127V129H33L31 127L33 124V121H39L41 119V117L42 118L46 117L45 119L47 120L51 114H52L51 116H53V119H51L52 117L50 116L51 118L47 120L49 123L48 122L47 123H48V125L50 124L49 126L55 125V122H57V118L55 119V117L58 115V118L60 117V122H62V124H60L62 129L60 128L61 130L59 129V131L63 132L62 130H64V133H65V131L67 133V131L70 130V132L73 133V137H72V134L70 137V133H67L68 136L65 133L66 139L69 138L70 142H71V140L74 141L76 139L74 142H76L75 144L77 146L75 145V147H78V146L80 147L79 149L81 150V152L79 149H77V150L82 155V157L87 158L91 162V164L93 163L96 166V168L101 167V169L106 171V172H104L105 174H108V175L110 174L109 176L111 178H107L109 176L106 175L107 177H104L106 180V182H105L103 177L101 178L100 176L96 175V173H94L93 167H92L93 169L88 168V169H91V171H88V169L86 170L87 166L84 163H83L84 165L81 164L80 167L79 166L77 167V169H78L77 172H76V170L74 172V170H72L68 167V166L71 167L74 160L71 159L73 161L72 162L70 160L71 157L65 158L64 156H68V155H65V154L63 155L64 152L61 150H58V152L56 151L57 153H59V151L63 152L62 155H63V158H65V160L66 159L70 160V161L66 160L68 162L67 163V162H65V160L61 159L62 155L57 158V156L61 153L55 154V156L57 155L55 158H56V160L58 159L57 160L58 163L63 162V161L65 162L64 166L60 165L61 167H59V170L57 172L59 175L64 174V176L60 177V179H61L60 182L62 183V185L65 188L69 187V189H67V191H66L67 194L71 191L72 192L70 193V195L74 194V197L73 196H72V198L69 197L70 198L69 200L72 201L73 198L76 199L77 201L79 200L76 203H78V204L80 203V206H77V204H76V206H75V204H73L74 206L73 205L68 206L71 201L68 202V204L66 205L67 201L65 202V200L62 197L55 199V200H58V201H56L57 203L56 202L53 203L55 200H52V198L50 196L47 197L48 196V194H46L47 190L43 191V193H45V194L41 193V195H39V197L41 198V201L39 199V201H40L39 202L38 196L36 198L34 197L30 184L32 183V180L33 181L37 180L38 182H40L39 183V186H40V184H44V180L46 178H48V179H46V181H49L50 179H54L55 175L52 173L51 169L49 168V165L48 164L42 165L39 162H37V164L40 165L42 168L37 165L36 169L37 168L38 169H37V172H35L36 170L34 168L35 167L34 165L36 164V162H34L33 165L31 164L32 166H34L33 168L31 165L29 166V164H28L29 169L26 165V167H24V169L18 170V171H20V173H18V172L14 171L15 167L13 169L14 165L10 161H9V163H11L12 165H10L8 163L9 164L8 168H7V165H8L7 162L8 161L7 160L4 162L2 161L0 163V166H1L0 167L1 168V170H0V172H1L0 173V258H2V260L0 259V263L2 262L1 264H17V263L18 264L19 263L20 264H25V263H27V264H145V263L146 264H188L186 261V253L181 247H178V246L169 247L168 245H166V243L164 244L161 237L159 238V236L155 235L154 229H149L148 231L146 229L148 227V224H149L150 228L154 226L153 225L154 223L151 224V222H150L152 220L151 217L155 216V215L153 216V212L155 211V209L156 210L160 209L161 206H157V207L154 206L155 207V209H154L151 207L152 204L148 203V205H150V206H148V205L147 206L149 208L150 207L152 208V209L150 208L151 210H149L147 207L146 208L144 207V205L147 202L144 205H142V203H144V202H142L140 199H138V197L134 196L136 199H138L137 201H132L133 197L131 198V201H130L128 199L130 194H129L128 190L125 189L126 184L128 182H130V180L133 176V175H129V173L132 171L133 173L131 172L130 174H134V176H135L137 174L135 172H137V171L140 172L144 168L143 170L148 172V176L151 177V175L154 174L153 175L154 178L152 177L153 179L151 178V179H149V181L141 179V178H143V176L148 178L145 175L146 173H143L141 171L142 176L140 174L141 172L140 173L138 172L140 174V176H138L139 178L137 177V180H139V179H141L142 181L144 180L143 184L147 185V186H145V188L150 193H152L153 195L163 198V196L165 197L167 195V194L165 195L166 192L169 193L170 191H172L173 192L172 194L173 195L175 194L174 196L176 198L178 196V198H177V200L174 199V196H172V194L170 193L171 196L169 194L167 195L169 200H170V198L174 199V200H172V201H174L173 204H176L175 202H178V203L180 202V204H179L180 206L182 204L186 205L188 202L191 203V202L197 201L195 199H200V198L202 199L201 196L203 195V188L204 187H202L201 182L204 181L203 178L205 176V172H202L201 170L203 169V171H205L207 169V167L204 168L206 163H204L203 161H202V163H201V161H199L198 163L200 166L199 165L196 166V164H198V163L195 162V160L197 158V161H198V158H199L198 152L199 151H197V150H198V148L200 149L201 147H203V145H202L203 143L202 144L200 143V145H199V143L197 144V141H196V143H193L195 145H194V147L193 146L192 147L194 148V150H196L195 154L197 153V155H194V157L198 156L195 159L193 158L194 159L193 160L192 159L193 155H192V157H190L191 154H194V151L191 152V150L193 148L191 147V150L189 149V151H188V148H186L187 146H185V148L187 149V151H186V149L184 148V145L186 144V142L184 145H182V142H180V141H183V139L181 140V137H183L187 133H182V134L176 133L175 132L176 128L172 124H168L166 122L165 117L168 115L167 113H169V112L166 108H164V106H163V108H164V110L166 109V111H164L162 109V107L159 105V103H158L159 101L157 100V95L154 94L156 96V98H154L155 96L153 97V95H151L152 101L154 102V104H152V102H151V104H152V106L158 105L157 108H155V106H154V108H151L150 102L149 103L146 102V105L144 103V105H145V106H143L144 108L142 107L143 111L141 109L139 113H136L137 116L135 113H134L135 115L133 113L132 114L134 115L135 119H136V117H138L137 121H139L141 125H145L146 127H148L147 128L148 130L150 129V131H152V129L154 130V129L158 128L160 131V134L162 136V140L165 143H172L173 144L172 148L168 149V150L167 149L165 150L163 146L157 147L159 149L158 151H162L161 152V154H162L161 158L163 159V161H166V162L168 161V163H169V161H171V163H170L171 165L164 162L166 165H168V167H166V168L163 166V164L161 162H160L161 164L158 163L159 161L156 158H154V155L150 154V153H152L151 150L153 148L150 149L152 146L150 145L149 142L145 141L147 143H144L143 139H141L140 137H135V136H133L134 138L132 137L133 139H131V135H128V134H127V136H124V134H126V132H124L123 130L120 131L116 126H113L110 123V119L108 117L106 119H104L105 121L102 120L103 118L100 119L101 122L99 121L100 124H98L99 122L95 123V122L90 121V119L93 118V117H91L92 116L91 114H86L84 116V113H83L82 118L78 119V116L81 113H79L80 111H78L77 109H70V110L73 112L72 113L73 115H74V113L77 112L78 116L76 114H75L76 116L75 115L73 116L69 110H68V112H70V115L68 112L63 113V115L60 113L56 114L55 112H54L55 113L54 114L51 111L48 112L47 110L49 109L50 106L55 108L54 103L52 105V102H55V101L52 100V102H50L51 99L50 98L48 99V97H47V96H49V97L51 96L53 98L51 92L56 87V86L55 87L53 86L54 84L55 85L57 84V83H54L55 81L50 80V81L46 82V85L50 83L49 88H47L49 85L44 87V88L36 87L37 88L36 91H37L38 95L36 93V96L34 97L35 99L33 100V98H31V96H30L31 94H28L31 92V90L29 89V86H26V83H22L23 85H20L21 83L18 82V84L16 85L17 82L14 81L15 79L13 80L14 82L11 81ZM50 79H52V78H50ZM91 79L93 80V82L96 81V83L93 84ZM97 83H99L100 85H98ZM84 84H81L83 86H81L79 84H77V85L75 84L74 86H76V87L81 86V87H78L81 89L82 87L84 88ZM111 84H113V86ZM18 85L20 86L18 88L19 90H17V89L12 90ZM87 85H89V86H87ZM9 86H11V87H9ZM23 86H24V88H22ZM94 86H95V88H94ZM51 87L53 88L52 90L50 89ZM149 87H150V89H149ZM7 88H9V91L7 90ZM10 88H12V89L10 90ZM26 88H28V89H26ZM142 88H145L147 90L144 89L145 92H143ZM42 89L44 91H46V89L47 90L49 89L48 91H50V93H48V91L44 93L46 98L43 97L44 94H42V91H43ZM86 89H83V90H86ZM40 92H41V94H40ZM40 95H42V97H40ZM17 96H19V99L16 100V98H18ZM27 98L30 100L27 101ZM21 99H23L22 103H20ZM18 101H20V102H18ZM49 102L51 103V105ZM147 104H150L149 105L150 107H148ZM0 105L2 107H4V103H3L2 99H0ZM31 106L33 107L34 111H36V113L31 111L32 110ZM44 106H46V107H44ZM146 106L148 107L147 110H146ZM43 107H44V109H42ZM51 108L49 110H51ZM202 108H204L205 112L209 115V117L211 119L210 122L214 123L213 126H212V124H211V126L214 127V125H215V127L213 128L215 131L212 129L213 132L215 133L217 131V133H220V131H221L220 122L214 118L210 107L202 105ZM144 109L146 111H144ZM47 113H51V114H49V116H48ZM140 113H142V114H140ZM59 114H60V116H59ZM132 114L130 113L128 115L132 116ZM43 115H47V116L43 117ZM61 115L63 116L64 120H63ZM71 115L73 118L71 117ZM64 116H69V118H70V120L68 122L69 124L67 122H63V121H65V119L68 118V117H64ZM87 116L89 118L90 117L91 118L88 120ZM7 117H9V114H7ZM74 117H75V119H74ZM79 117H81V115ZM46 120H44L45 122H43V123L41 122L42 123L41 125H44V123H45L44 126H46L47 125ZM102 122H103V124H101ZM69 125H71V126H69ZM99 125L101 126L100 128H99ZM112 126L115 128L113 129ZM102 127H103V129H101ZM90 130H92L96 134L90 132ZM98 131H99V133H97ZM101 132L104 134V135L102 134L103 138H101L102 136L99 135V134H101ZM108 132H109V134H107ZM119 132H121V133L123 132V133L121 134ZM217 133H215V134L218 135ZM74 137H76V138H74ZM104 137H106L105 138L106 140L104 139ZM125 137L130 138V140L128 138V141H129L128 145L126 143L127 138H125ZM136 138H138L136 141V142H138L137 144L135 142ZM139 138L141 141L139 140ZM131 140H132V142L134 141L133 142V143H135L134 145H132L133 143L132 144L130 143ZM244 141H246V143H251L253 141L256 144L261 145L264 141V130L260 129V127H256V129L252 132L250 130H248L246 137L244 138ZM124 143L126 144L125 146L123 145ZM58 146L59 145L56 144L55 148ZM148 146H150V147H148ZM13 149H15V147H13ZM58 149H59V147H58ZM16 150H17V148H16ZM16 150L14 151V153L19 152V150H17V151ZM207 150H209V147L206 148V151ZM86 152H88V154L91 156L86 154ZM91 157H93V158H91ZM95 158L97 160H95ZM232 158H235V160L237 161L236 167H238V168H236L235 165L233 167H232V165H231V167L229 166L228 169H230L232 171H230V170H229L230 172L226 171V175L228 176L229 173L234 171L231 174L232 175L234 174L237 177V182H236V180H234V177H235L234 175H233V178L231 177L232 175H230V177H231L230 180L228 179L229 177L227 178L226 175L224 177H222L223 180H221L220 175L223 174L222 169H224V167H223V164H221V161L218 157H216L214 162L212 163L211 178H212V181H213L214 186H215L216 197L211 203L210 212L206 210L205 206H204L205 208L203 207V205L207 204L206 202H203L202 207H201V205H200L201 200L200 201L198 200L199 204H198V202H195L193 204L191 203L190 206H193V208H192L193 210H194V207L196 204L198 206H200V208H199L196 205L197 207H195V209H196L195 213H197L198 211L200 212V209H202V208H204L206 211L204 209H202L201 210L202 213L198 212L199 215L197 213L194 216H193L194 212L191 211V216L193 219H191L190 215H188L190 218L187 216V214H189L188 212H190L189 209H191V208H188V207H190L189 204L186 205L187 212L185 211V209H186L185 207H184L185 209L181 208V207H183V205L178 208V209L181 208L180 211L183 210L182 212H184V211L186 212V214H185V212L183 214L186 215L187 219L188 218L191 219V220H186L185 222H188L187 226H186V223L184 222L185 224L183 223V226L184 225L185 226L184 227L181 226L182 229H180V232H181V230L184 229L181 233L187 231V236L190 237L191 239H196V240L201 239V237L203 238V236L208 234L210 232V229H212L211 232H213L214 235H213V233L212 234L209 233V234L211 236L218 237L219 239L222 237L223 240L220 239L221 240L220 242H221L223 248H226V247L228 248L229 244H231V245L236 244V243L233 244V242H236V241L231 237L232 235L229 232L223 231L221 229V227L219 228L218 227L219 224L217 223V221H214L212 218V215H216V217H217V216H221V213L228 214L227 212H229L228 211L229 208L224 203V200H226V199H227L226 201L228 202V204H230V207L233 208V209L231 208V210H235L234 213H237L238 215H240V216H238V218L241 217L242 220L248 221L249 225L251 224V226H249V227L260 228L264 225V197L262 198V201H261L262 203L260 202L261 199L260 200L258 199L259 200L258 203L260 202L258 204L259 210L254 212L255 204L252 202V200L248 201L249 200L248 197L242 198L239 194H236V193H238L235 190L237 186L232 187L233 184H236V185L237 184H243V183H240V181H241L240 178H242L244 180V177L242 175H237V174H239V172L243 173V171L246 172L247 170L255 169L256 166L252 162H250L251 163L250 164V163H246V162L244 163L241 159L238 160L237 156L232 157ZM60 159L63 161H61ZM205 159L208 161L207 157H205ZM206 160H205V162H207ZM175 161L176 162L178 161V163H176ZM192 161H194V162H192ZM238 161H240V162H238ZM174 163H176V164H174ZM207 163L210 164L209 161ZM22 164H24V163H22ZM59 164H61V163H59ZM77 164H80V163H77ZM193 164L196 166V168L193 167ZM208 164L206 166H208ZM111 165L116 166L114 169L116 170V168H117V170H116L117 172L114 171L115 173L118 174V172L119 173L122 172V174L121 175L118 174L119 176L117 174H115L113 172V167L111 168ZM160 165H162L163 167L162 166H161L162 168L159 167ZM175 165L178 168H181L180 171L183 168L182 171H184V173H182V171L181 172L175 171ZM81 166H82V168H81ZM83 166H86V167L83 168ZM30 167H31V169H30ZM201 167H203V168L201 169ZM71 168H73V167H71ZM225 169H227V168H225ZM15 170H17V169H15ZM31 170H33L32 173H34V174L36 173V175L31 174ZM67 170H72L73 173H72V171L70 173V171H67ZM124 170L126 171L127 176H125ZM133 170H136V171L134 172ZM164 170L168 171V172H166L167 175L163 174ZM172 170H174V171L172 172ZM60 171H62L63 174ZM185 172L187 174H185ZM150 173H152V174L150 175ZM180 173H181V175H180ZM201 173L202 174L204 173V174L202 175ZM235 173H237V174H235ZM18 174L19 175L22 174L21 176L24 178H20L21 176H19ZM155 175L162 176V178L165 180L163 181V180H161V177L155 176ZM172 175H173V177L174 176L175 177L171 178ZM44 176H46V177L44 178ZM113 176L116 178L114 180H116L117 183L115 181H113V179H112ZM164 176H165V178H164ZM167 176H169V177H167ZM201 176H203V177H201ZM95 177L98 179L97 185L101 184L98 187L96 186V183H93V182H96V180H97L96 179L94 181ZM236 177H235V179H236ZM31 178H33V179H31ZM91 178H93V179H91ZM27 179H28V181H27ZM99 179H100V181L101 180L102 181L99 182ZM238 179H240V181ZM108 180L110 182L107 183ZM111 180H112L113 185L111 183ZM141 180H139L140 183H142ZM171 180H173V182H171L172 184L170 183ZM225 180L228 182V184H225L226 183ZM124 181H126V183ZM145 181L147 183H144ZM154 181H155V183H154ZM229 181H230L231 187L228 188V186H230ZM38 182H37V184H38ZM41 182H43V183H41ZM119 182L122 184L120 186H122V188L125 190H123L122 188L120 189V186H118ZM123 182H124V184H123ZM150 182H153L155 185H153V183L148 185V183H150ZM157 182H158V185H160V187L163 186L161 188L159 187L161 191L164 189L166 190V191H163V192H165L164 194H163V192L161 193L160 190L157 188L158 185L156 187L157 189L154 188V186H156ZM219 182H224V184L226 186L228 185L227 188L225 189V191H224V189H222L223 192H221V190L219 191V188H218ZM241 182H243V181H241ZM109 183L111 185H109ZM165 183H167V184H165ZM168 183H170L169 188L171 189V190H169V192L167 191V189H169L167 186ZM163 184H165V188H164ZM174 184L176 185V187H173ZM254 184L256 185L257 183L254 182ZM150 185H152L153 187H151ZM225 185H222V186H225ZM117 186L119 187L120 190L118 189ZM40 187L44 188L42 185ZM228 190H229V192H228ZM121 191H123L125 193L122 194ZM126 191L129 195L126 194ZM176 192L180 196L178 194L176 195ZM224 192H225V194H224ZM222 193L224 194L223 196H225L224 198L221 196ZM30 194H31V196H30ZM75 194L77 195V197L79 199L76 198ZM127 195H128V197H127ZM237 195H239L240 197H238ZM131 196L132 195H130V197ZM29 197H31V198L29 199ZM184 198H186V199H184ZM256 198H258V197L256 196ZM49 199L52 200L51 201L52 203L51 202H49V203L45 202V201H49ZM74 199H73V201H76ZM136 199H134V200H136ZM178 199L179 200L182 199V200L179 201ZM189 199H190V201H186ZM183 200H185V203L183 202ZM167 201L164 202L165 205H163V207H166V205L170 203V201L168 203H167ZM43 202H44V205H43ZM45 203H47V204H45ZM178 203L176 205H173L170 203L169 206L167 205L168 208L166 207V209H167L166 211L171 210V208L169 209V207H172V205L178 207L179 206ZM49 204L51 206L53 204H55L56 207L54 205V207H53L54 209H53ZM140 204L143 206L142 209H141L142 206ZM72 206H73V208H72ZM102 208H103V210H102ZM70 209H72V210H70ZM147 209L149 211L153 210L152 212H150L151 214H149V211H147ZM160 210L158 212H156L155 214H158L159 212H161ZM203 210L205 211V213L207 212V214H209V215L211 214V215L209 216V215L205 214L203 212ZM146 212H148V214L150 216L147 215ZM192 212H193V214H192ZM203 213L205 215H207L208 217H210V219L208 217H205V215H204L205 218H203V219L200 218L203 215ZM254 213H256V214H254ZM167 214H168V217H171L172 213L170 211V215H169V212H167ZM92 215H93V217H94V215H96V217H98V221L101 220L99 222V223L102 222V224H100L101 227H102V225L104 226L106 224L104 228H107V230H106L107 233L109 231V234L106 236L107 238L100 239V236H99L100 234L98 233V230L100 231V229L97 230V227L94 226V230H93L92 225L94 223L89 224V223H91L90 221L87 223V221H88L87 219L91 220ZM108 215H110L112 218L114 217L115 220L119 222L120 225L118 224V226L122 227L120 232H123V230L125 229L124 235H123V233H118L120 229H118V226H116L114 224H112V225H114L113 229H110L112 227H110L111 224L108 222V219H107ZM255 215H258V216L256 217ZM23 216L25 218H23ZM142 217L145 220H143ZM156 217H157V215L153 218V220ZM195 217H197V219L200 218V220H197V222H195L196 221ZM194 218H195V220H194ZM245 218H246V220H245ZM256 218H258L257 219V220H259L258 222L256 221ZM146 219H148V220L151 219V220L148 222V220H146ZM22 220H23V224H24L23 226L25 228L24 230H23V227L21 225L18 226L20 224L18 222H21ZM153 220H152V222H153ZM192 220H194L195 223ZM207 220H209L211 222V224H209V221H207ZM249 220H251V221H249ZM190 221L192 223H194L195 225L191 224ZM251 222H253V223L255 222V225ZM189 223H190V225H188ZM206 223L208 224V225H206V228L209 225H211V226H209L210 228L208 227L209 228L208 230L206 228H205L206 230L203 228V227H205L203 225ZM122 224H124L126 227ZM144 224H146L147 227H144L145 226ZM201 225H202V228L199 227ZM129 226H132V228L131 227L129 228ZM142 226L144 228H141ZM197 227H199V228L197 229ZM211 227H213V228H211ZM249 227L238 226V227L234 228V231H235L234 233L236 235H238L237 238L241 242V246L242 247L245 246L246 249H248V250L250 249V251H253V250H255V247L257 245V244L254 245L255 244L254 241H258L256 243H259V240H260L261 241L260 244L263 246V249H264V231L262 233L263 235L258 236L256 239H254V238L252 239V238H250L251 236L249 235V232H250ZM190 228L193 229L194 232L191 233V231H193V230H191ZM95 229L97 230V234L99 237L96 236L97 234L95 233L96 232ZM116 229H118V232H116L117 231ZM129 229H131L132 233ZM189 229H190V231H189ZM201 229L202 230L204 229V230L202 231ZM215 229L217 230L218 233L215 232ZM198 230H201L203 234L206 233L204 231H209V232L206 233L205 235H203L201 233V231L199 232ZM115 232L117 233V235ZM128 232H130V233H128ZM139 232H141V234H139ZM134 233L136 235L135 240H134V236L132 237V235H134ZM199 233L201 234V236ZM215 233H216V235H215ZM121 234L123 235L124 240L121 239L122 238ZM128 235H130V237ZM141 235L143 237H145V240H143L144 244L142 243V240L140 237ZM147 235H151V236H147ZM192 235L194 236V238ZM196 236H198V237L200 236V238H198ZM137 237H138V239H137ZM146 238H149L150 240L149 239L146 240ZM154 238H156V240ZM152 239H154L157 243L154 242L155 243L154 244ZM127 240H129V241H127ZM136 241H137V243L135 244L134 242H136ZM147 241H149V242H147ZM251 241H253L254 243L253 242L251 243ZM128 242H130L131 244ZM227 242H228V244H227ZM146 243L149 246L151 245L150 246L151 249L149 246L146 245ZM123 244H124V246H122ZM156 244L157 245L159 244L158 247L162 246V248H164L165 252L161 247L160 248L157 247L158 249H156V246H157ZM126 245H128L129 247L127 248ZM135 245H137V246H135ZM138 245H140V246H138ZM231 245L229 247H231ZM134 246H135V248H133ZM153 247H155V248H153ZM180 248H181V252L179 251ZM227 248L225 250H230L232 247L228 248V249ZM135 249H140L141 251L143 249L144 251H142V252L140 251L143 254L139 253L138 252L139 250L134 251ZM159 249H160V252L158 254L157 251ZM161 249H162V252H161ZM172 249L175 250V252H173ZM177 250H178V252H177ZM154 251L156 253H154ZM231 251L233 252V250H231ZM163 253H166V254H163ZM228 253H230V251ZM148 254L150 256L153 254V256L149 257ZM155 254H156V256H155ZM161 254L164 256V258L166 260L163 258V256L160 257ZM145 257L147 260L145 259ZM162 258L164 260L160 261ZM152 259H153V261H152ZM154 259H158L159 261H155ZM25 260L27 262H25ZM19 261H21V262H19ZM164 261H166V262H164Z\"/></svg>","mask_w":264,"mask_h":264}]
</instances>
